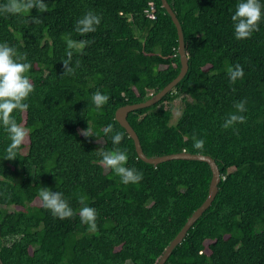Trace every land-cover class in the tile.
<instances>
[{"label":"trees","instance_id":"obj_1","mask_svg":"<svg viewBox=\"0 0 264 264\" xmlns=\"http://www.w3.org/2000/svg\"><path fill=\"white\" fill-rule=\"evenodd\" d=\"M167 1L183 29L189 71L174 91L129 113L128 121L148 157L207 155L221 182L212 205L165 264H264V21L251 38L237 40L231 17L240 0ZM44 3V13H0V44L27 53L34 85L28 111L15 113L28 130L15 160L4 159L10 140L0 126V260L158 264L206 201L212 170L201 161H142L116 112L149 100L179 76L177 28L161 0ZM90 10L101 24L81 36L75 24ZM31 17L43 22L33 24ZM68 40L90 43L69 49ZM68 51L72 66L79 61L80 67L63 76ZM236 64L244 76L233 83L227 69ZM97 91L110 97L101 108L92 101ZM179 98L184 106L173 123ZM241 100L246 112L237 114L246 123L223 128ZM108 125L113 132H106ZM88 127L89 137L81 134ZM115 132L123 134L119 145L112 142ZM193 136L205 141L202 151L193 147ZM115 147L127 150L126 167L143 173L139 183L125 185L100 164L97 151ZM42 188L62 192L76 215L53 217L39 198ZM81 195L97 210L95 232L80 220Z\"/></svg>","mask_w":264,"mask_h":264},{"label":"clouds","instance_id":"obj_2","mask_svg":"<svg viewBox=\"0 0 264 264\" xmlns=\"http://www.w3.org/2000/svg\"><path fill=\"white\" fill-rule=\"evenodd\" d=\"M33 9H37L40 13L48 11V6L44 0H7V3L0 6V13L4 14H23L29 13ZM234 26V34L237 40H246L252 37L253 33L259 31L260 22L264 21V4L261 0H240L236 6V10L231 17ZM102 17L94 11H88L75 24V31L84 36L88 33H94L101 24ZM43 21L39 17H31V23L41 24ZM90 41L81 40L74 42L68 40L69 49L81 50L87 46ZM73 52H67V59L62 60L63 76L75 75L76 70L80 67V62L76 61L72 66ZM31 63L27 62V53H18L15 47L9 46L7 43L0 44V126L8 135L10 144L6 148V160H15L16 156L28 137V130L23 124L18 123L15 113H26L29 108L27 99L34 92V85L29 76ZM229 79L234 83L244 76V69L240 64L229 66L227 69ZM108 95L97 91L92 96V101L97 108H101L109 101ZM246 100L238 101L234 104L235 113H230L222 125L223 128H233L236 124L246 123V117L242 114L246 112ZM89 124V122H88ZM87 131L82 132L84 136H88ZM106 132H113V126L108 125ZM193 147L197 150H203L205 141L193 136ZM123 140V134L115 132L112 136L114 145H119ZM97 153L102 157L100 164L110 168L121 182L125 185L136 184L143 179V173L135 168L126 167L128 162L127 150H121L115 147L111 151L99 150ZM39 198L43 202V206L48 209L53 217L61 220L68 219L76 215L70 207L68 201L64 198L62 192H53L51 189L42 188ZM87 197L81 195L79 203L83 205L79 209L80 220L88 226L89 231L97 230L98 213L95 208L86 204Z\"/></svg>","mask_w":264,"mask_h":264},{"label":"water","instance_id":"obj_3","mask_svg":"<svg viewBox=\"0 0 264 264\" xmlns=\"http://www.w3.org/2000/svg\"><path fill=\"white\" fill-rule=\"evenodd\" d=\"M163 8L166 9L168 14L171 16L179 36V48L178 53L181 59L182 67L179 76L173 80L169 85H167L162 91L151 97L149 100L134 104V105H127L124 107H121L116 112V120L120 123V125L126 130L127 134L131 139H133L136 147L137 154L139 158L151 165L157 166L160 163L172 161V160H193V161H201L207 163L211 170H212V182L209 189V194L206 199V201L203 203V205L192 215V217L188 220L186 225L183 227L181 232L177 235V237L172 241L170 246L166 249L165 254L162 256L161 260L158 264H165L169 257L171 256L173 250L185 239L187 236L189 230L192 228V226L198 221V219L204 214V212L209 209V207L214 202L218 192H219V184L221 182V174L219 167L215 160L207 155H194L189 153H179V154H173V155H167L162 157H155L151 158L145 155L144 150L142 148L140 139L134 130V128L131 126L130 122L128 121V115L129 113L138 110V109H144L151 107L155 104H157L159 101L163 99L168 93H171L174 91L177 87V85L183 80V78L186 76V74L189 71V60L188 55L186 51V44L184 39V33L182 26L179 22V19L177 18V15L173 11L172 7L168 3L167 0H161ZM0 264H3L0 260Z\"/></svg>","mask_w":264,"mask_h":264},{"label":"rangeland","instance_id":"obj_4","mask_svg":"<svg viewBox=\"0 0 264 264\" xmlns=\"http://www.w3.org/2000/svg\"><path fill=\"white\" fill-rule=\"evenodd\" d=\"M173 105H174V117H173L172 122L174 123V122H177V120L179 119L184 103L182 99L179 98L173 103Z\"/></svg>","mask_w":264,"mask_h":264},{"label":"built area","instance_id":"obj_5","mask_svg":"<svg viewBox=\"0 0 264 264\" xmlns=\"http://www.w3.org/2000/svg\"><path fill=\"white\" fill-rule=\"evenodd\" d=\"M151 6H153V5L151 4ZM152 10H154V6L152 7ZM147 13H148V16H149L150 18H152V19L155 18L154 13H151V12H147Z\"/></svg>","mask_w":264,"mask_h":264}]
</instances>
